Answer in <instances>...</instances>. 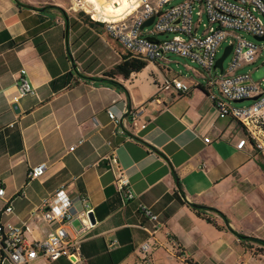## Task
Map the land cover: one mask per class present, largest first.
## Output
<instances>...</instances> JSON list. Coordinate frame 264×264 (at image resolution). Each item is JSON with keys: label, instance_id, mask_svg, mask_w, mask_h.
I'll list each match as a JSON object with an SVG mask.
<instances>
[{"label": "crops", "instance_id": "1", "mask_svg": "<svg viewBox=\"0 0 264 264\" xmlns=\"http://www.w3.org/2000/svg\"><path fill=\"white\" fill-rule=\"evenodd\" d=\"M101 1L105 9L113 2ZM19 2L0 0V182L13 207L0 219L23 226L29 242L45 239L53 225L33 211L64 185L75 212L85 196L94 215L80 247L84 264H135L143 242L154 247L150 264H264V250L254 253L262 245L228 229L264 240V151L250 143L235 147L242 129L218 117L202 71L186 66L194 76L173 74L171 61L160 60L129 79L117 76L125 91L100 83L94 78L125 56L101 25L75 13L71 0ZM51 5L67 18L58 8L28 7ZM21 68L33 94L17 95ZM174 76L191 85L187 93L157 88ZM109 108L121 116L117 124ZM41 162L43 175L27 182ZM116 169L134 193L126 204L114 186ZM22 187L25 194L17 196ZM188 203L215 208L228 224L211 211L207 221ZM37 263L72 264L63 257ZM0 264L11 263L0 253Z\"/></svg>", "mask_w": 264, "mask_h": 264}, {"label": "built area", "instance_id": "2", "mask_svg": "<svg viewBox=\"0 0 264 264\" xmlns=\"http://www.w3.org/2000/svg\"><path fill=\"white\" fill-rule=\"evenodd\" d=\"M112 1L110 6L114 8L122 5L119 0ZM126 1L115 20H105V8L102 7L101 0H71V8L75 13L88 16L92 24L101 25L104 32L125 50V56L144 61L146 66L160 60L169 62V53H176L196 63L207 72L204 74L206 89L218 111V117L229 116L242 129L243 135L235 147L242 149L245 144L250 143L257 151H264V87L261 86L264 77L254 81L251 72L236 73L238 68L254 63L264 53V39L255 43L237 33L240 31L264 38V0H184L166 9L163 6L171 0ZM196 6L199 20L194 24L192 12ZM203 13L206 14L207 22L202 24L203 31L198 34ZM151 16L154 17L152 23L141 28L142 23ZM164 33H173L174 36L171 39L154 37ZM150 38H155L156 41ZM228 38L232 47V60L226 71L212 76V69H217L214 65L218 47ZM214 86H217V90L213 89ZM190 87V84L174 76L164 79L157 88L187 93ZM16 91L18 96L35 92L24 68L18 72ZM249 99L253 100L249 106L232 105L233 102ZM127 112L132 119L136 117V112ZM107 115L116 124L121 119L111 108L107 109ZM203 141L209 143L211 138L206 136ZM45 170L44 162L32 166L28 171L27 182L39 178ZM114 186L122 204L134 197L130 180L123 171L114 170ZM24 194V187L16 192L17 196ZM5 195V188L0 182V201H4L0 212L10 213L13 209L12 198H6ZM80 201L83 208L75 212L74 201L64 185L44 197L33 214L53 226L51 233L38 242L27 240L23 226L0 219L1 260L6 259L11 264H39V259L49 262L63 257L72 264H84L80 247L91 226L88 213L92 208L85 196H81ZM141 211L149 220L157 221V215L146 206H141ZM74 219L80 221L78 228L71 225ZM153 250L154 247L149 242H143L139 246L142 256L135 264H150Z\"/></svg>", "mask_w": 264, "mask_h": 264}, {"label": "rangeland", "instance_id": "3", "mask_svg": "<svg viewBox=\"0 0 264 264\" xmlns=\"http://www.w3.org/2000/svg\"><path fill=\"white\" fill-rule=\"evenodd\" d=\"M62 2H64L66 5L69 3V0H61ZM184 0H171L168 4H165L163 6V9L168 8L171 5H176L179 4L181 2H183ZM67 8V6H66ZM198 10V7L196 6L195 10L192 12V21L194 24L198 23L199 20V16L196 13ZM207 22V18H206V14L203 13L200 19V23H199V27H198V34H201L203 31V23ZM150 29V27L148 28ZM240 36H242V38L249 40V41H253L255 43H259L252 34H247V33H243V32H237ZM174 36L173 33H164V34H156L154 37L156 39H171ZM105 38L111 39L108 35L105 36ZM230 45L229 43V38L225 41H223L220 46L218 47V50L216 52V59H218L226 46ZM167 56L169 57V60L171 61V63L168 64V70L173 73V74H187V75H191L194 76V73L190 72L189 70H187L186 66H190L193 68H196L200 71H203L196 63L191 62L189 59L182 57L176 53H169L167 54ZM232 60V54L230 53L223 61V71H226L230 61ZM247 72H251V77L254 81H259L261 78L264 77V53H262V55L257 58L255 60L254 63L251 64H247V65H243L242 67L238 68L236 73L238 74H243V73H247ZM219 70L218 69H212L211 74L212 76L214 75H219ZM203 74H207V72L203 71ZM197 80L200 81H204L205 79H203L202 77L196 78ZM261 86L264 87V81L261 83ZM214 90H217V86L213 87ZM253 103V100H242L240 102H233L232 105L234 107H242V106H249L250 104ZM73 226H77L78 222L76 220H73L72 223ZM261 250H264V248H259L258 246H255L254 248V253L255 254H259L261 252Z\"/></svg>", "mask_w": 264, "mask_h": 264}, {"label": "trees", "instance_id": "4", "mask_svg": "<svg viewBox=\"0 0 264 264\" xmlns=\"http://www.w3.org/2000/svg\"><path fill=\"white\" fill-rule=\"evenodd\" d=\"M14 1L20 6L23 5L21 2H19V0H14ZM28 7L33 8V9H39V10H46L51 7L58 8L59 10H62L64 17L67 18L65 11L59 6L51 5V6H44L43 8H35L34 6H28ZM78 14L81 15L82 13L79 12ZM82 15L86 17L89 22H91L88 16L84 14ZM145 66H146V62L144 61L134 59V58H128L127 56H122V59L120 62H118L117 64H115L114 66H112L111 68L103 72L102 77L94 78V79L100 83H106L108 85L117 87L118 89L125 91L124 86L117 81L116 77L121 76L123 79H129L133 73L140 72ZM175 177L176 179H178L176 174H175ZM188 205L197 213V215L204 217L207 221H212L210 220L208 216H205L206 211H211V212L218 214L224 220V222L228 224V220L226 216L220 211L216 210L215 208L208 207L205 205L195 204V203H188ZM228 229L232 231L239 239L245 240V241H253L264 247V240L251 237V236H247L241 233H237L236 231L232 230L230 227H228Z\"/></svg>", "mask_w": 264, "mask_h": 264}, {"label": "water", "instance_id": "5", "mask_svg": "<svg viewBox=\"0 0 264 264\" xmlns=\"http://www.w3.org/2000/svg\"><path fill=\"white\" fill-rule=\"evenodd\" d=\"M153 19H154L153 16L149 17L147 20H145L142 23L141 28L146 27V26H149L152 23ZM97 29L100 30V31H102V28H97ZM254 38L257 41H260V40H263L264 39L263 37H260V36H254ZM150 39L153 40V41H156L155 38H150ZM231 48H232L231 45L226 46L225 49H224V51H223V53H222V55L218 59H216V61H215L214 68H217L220 73L223 71V61L230 54ZM253 99H256V97H254ZM240 101H242V100H239V102ZM13 107L16 108V105H14ZM88 217H89L90 223L91 224H94L95 223V219H94V215H93V212L92 211H90L88 213Z\"/></svg>", "mask_w": 264, "mask_h": 264}, {"label": "bare ground", "instance_id": "6", "mask_svg": "<svg viewBox=\"0 0 264 264\" xmlns=\"http://www.w3.org/2000/svg\"><path fill=\"white\" fill-rule=\"evenodd\" d=\"M120 1V7L119 8H114L113 6H107L106 9L104 10V18L105 20H110V19H113L115 20L116 19V16L119 14V12L123 9V5L127 2L126 0H119ZM107 4V3H105Z\"/></svg>", "mask_w": 264, "mask_h": 264}]
</instances>
